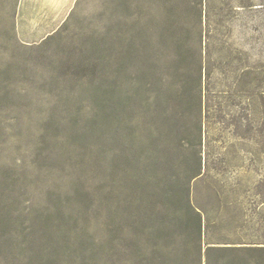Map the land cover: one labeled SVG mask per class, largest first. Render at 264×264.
I'll list each match as a JSON object with an SVG mask.
<instances>
[{"label": "rangeland", "instance_id": "rangeland-1", "mask_svg": "<svg viewBox=\"0 0 264 264\" xmlns=\"http://www.w3.org/2000/svg\"><path fill=\"white\" fill-rule=\"evenodd\" d=\"M18 2L0 264H264V0H75L44 38L18 34Z\"/></svg>", "mask_w": 264, "mask_h": 264}, {"label": "crops", "instance_id": "crops-1", "mask_svg": "<svg viewBox=\"0 0 264 264\" xmlns=\"http://www.w3.org/2000/svg\"><path fill=\"white\" fill-rule=\"evenodd\" d=\"M75 0H19L17 32L23 37L44 38L66 16Z\"/></svg>", "mask_w": 264, "mask_h": 264}, {"label": "trees", "instance_id": "trees-1", "mask_svg": "<svg viewBox=\"0 0 264 264\" xmlns=\"http://www.w3.org/2000/svg\"><path fill=\"white\" fill-rule=\"evenodd\" d=\"M200 161V159H199ZM201 163L199 162V166ZM199 173L195 174L192 178L197 176ZM185 203H186V214L184 217V223L191 232L192 236H196V239L199 240L201 238V233H202V218L200 212L192 206L189 200V196H187V193L184 196ZM261 251L263 250V247L260 246H245V247H229V246H209L206 249L205 253V262L204 264H212L210 260V252L215 251V252H227V251ZM201 251V249H200ZM197 264H202L201 256L198 259ZM216 264V263H215Z\"/></svg>", "mask_w": 264, "mask_h": 264}]
</instances>
